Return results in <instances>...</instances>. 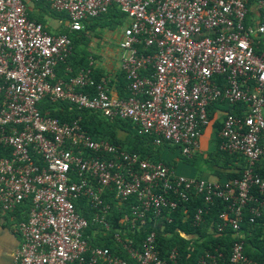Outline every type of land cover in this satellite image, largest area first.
<instances>
[{"label": "built area", "instance_id": "built-area-1", "mask_svg": "<svg viewBox=\"0 0 264 264\" xmlns=\"http://www.w3.org/2000/svg\"><path fill=\"white\" fill-rule=\"evenodd\" d=\"M42 1L66 16L68 32L115 6L127 19L118 46L126 95L111 97L93 59L73 75L71 39L29 17ZM264 0H0V210L18 236L13 264H177V246L160 250L157 234L192 197L196 226L216 199L224 202L213 232L232 230L226 259L203 249L197 264H255L243 254L242 211L262 214L264 171ZM63 63L66 77H57ZM45 97L68 110L88 109L131 122L153 146L185 159L199 150L207 106L226 102L217 149L239 156L238 177L210 181L176 173L104 138L80 117L41 113ZM113 209L120 210L114 219ZM108 236L115 251L102 244ZM259 238L254 237L255 239ZM254 244L249 243L252 247Z\"/></svg>", "mask_w": 264, "mask_h": 264}, {"label": "trees", "instance_id": "trees-1", "mask_svg": "<svg viewBox=\"0 0 264 264\" xmlns=\"http://www.w3.org/2000/svg\"><path fill=\"white\" fill-rule=\"evenodd\" d=\"M34 3L38 7H40L41 10L47 11L51 15H57L56 12L50 10L47 4L43 3L42 1H36ZM111 10L119 11L113 5L108 9L106 13ZM106 13L98 17L104 16ZM31 18H34L36 21L42 23L41 18ZM58 32L66 33L71 39V54L66 59V62L71 67V72L68 75H73L78 69L88 66V56L86 55L85 51L86 38L84 37L82 30L68 32L66 29H63ZM263 45L264 41L260 39L255 43L256 48H260ZM57 70H60L59 75L61 77H66L63 71V63L58 64L56 71ZM92 70L94 78L97 79L100 74L96 71L95 68H93ZM222 108L226 112H229L235 109V106L227 104L226 102H212L207 106L208 118L212 116V113L215 109ZM38 109L41 113H47L51 116H55L60 121H68L71 117L79 116L81 126L94 139H107L108 141L119 145L127 151L138 152L142 157H146L150 160L161 159V150L165 145H160L157 147L153 146L150 142V138L148 136L139 135L129 120L121 118L107 119L101 116L100 113L88 109L68 110L67 103L54 102L49 100L48 97L43 98L38 103ZM219 127L220 121L215 122L214 128L216 134ZM117 128L126 132V136L123 139H120L116 136L115 129ZM215 137V155L234 158L235 156H229L217 149V136L215 135ZM259 161L263 163L262 168L259 167ZM256 164V171L258 173H262L264 171V157H261ZM241 169L238 173H232L231 175H229L228 179L238 177L240 175ZM200 205L201 201L198 197L190 198L185 206V209H182L180 207L174 209V211L171 213V221L167 223L164 222L162 224L161 233L157 234V241L161 251L172 245L177 246V264H197L196 258L203 249H208L210 251L216 249L217 251L221 252L225 259L229 253V248L231 242L233 241V237L231 235L232 230H230V228H224V230L220 233L215 234L213 232L214 222L217 220L218 213L224 209V202L216 199L213 205L209 208L208 212L203 215L202 222L194 226L191 224V217L194 210ZM112 212L114 215V219H116L120 215V210L113 209ZM247 217L248 211L247 209H243L242 220L240 222V228L244 232L245 237L243 254L248 259L254 261L255 264H264V206L262 214L257 217L254 222H248ZM258 236L259 238L253 241L254 237ZM249 243H252L254 245L250 247ZM102 244L109 246L111 250L115 251L113 242L108 239V236L102 239Z\"/></svg>", "mask_w": 264, "mask_h": 264}, {"label": "crops", "instance_id": "crops-1", "mask_svg": "<svg viewBox=\"0 0 264 264\" xmlns=\"http://www.w3.org/2000/svg\"><path fill=\"white\" fill-rule=\"evenodd\" d=\"M28 15L29 9L32 8V5L27 3ZM35 17L40 16L42 19V24L50 31L55 30L56 32L65 29L67 24L66 16L64 13L56 12L57 15H51L47 11H43L38 7L34 8ZM61 24V27L58 29V24ZM127 24V19L119 11L111 10L106 13L104 16L85 20L83 23V35L86 38L85 51L88 57L93 59L92 67L102 76H106L108 79V93L111 97H123L126 95L125 81L123 74L120 70V56L122 50L118 46V41L121 37L122 30ZM58 29V30H56ZM54 32V31H53ZM60 70L56 71L57 77H61ZM99 75V76H100ZM226 111L222 109H215L212 113V116L209 118V123L202 129L199 143L202 148V152H198L190 159H194L196 164L201 163L200 159L204 160L205 151H209V146L212 144L213 154H209L214 158L210 163L211 166L209 169L203 170V166L200 165L199 173L200 177L208 179L210 181H224L228 179V176L232 173H238L242 166V161L239 156L234 158H228L227 156H216L215 155V141L216 133L214 124L219 122L222 116ZM218 115L221 117L218 118ZM115 134L118 138L123 139L126 136V132L115 129ZM207 135L209 137V144L207 143ZM218 142V140H217ZM175 148L169 146H163L161 150V159L166 161L171 165L169 160L174 163L177 162L180 157L177 154ZM200 156H199V155ZM226 154V153H225ZM197 155V156H196ZM228 155V154H227ZM240 158V159H239ZM259 167L262 168V162H258ZM209 165V164H208ZM260 168V169H261ZM222 171V172H221ZM183 174V173H181ZM185 176H198L193 175V172L184 173ZM22 209L18 208L13 215L4 213L0 210V264H13V254L18 245V236L13 231L11 223L12 217L19 218L22 215Z\"/></svg>", "mask_w": 264, "mask_h": 264}, {"label": "rangeland", "instance_id": "rangeland-1", "mask_svg": "<svg viewBox=\"0 0 264 264\" xmlns=\"http://www.w3.org/2000/svg\"><path fill=\"white\" fill-rule=\"evenodd\" d=\"M27 3H29L30 5H32V8L31 9H29V15H30V17H35L36 15V13H35V11H34V8L35 7H38L34 2H32V1H28ZM39 9H40V7H38ZM38 18H40V16H38ZM58 29L61 27V24L59 23L58 25ZM58 29H56V30H58ZM60 30V29H59ZM54 32H56L55 30H53ZM221 116L220 115H218V118H220ZM207 138V143L209 144V137H210V135H207L206 136ZM165 146H168V145H165ZM211 146H212V144H211ZM211 146H209V151H208V149H207V151H205V157H204V160L203 159H200L201 160V163H200V165L201 166H203V170H206V169H209L208 167H210L211 166V164L210 163H214V161H212V159L214 158L213 156H211V155H209L210 153L211 154H213V148L211 147ZM169 147H171V148H174L173 146H169ZM199 147H200V143H199ZM200 150H201V152L203 151L202 150V148L200 147ZM199 150V151H200ZM178 155H179V157H180V159L177 161V162H173V161H171V160H169L168 162H170L171 163V165H172V167H173V169L175 170V172L176 173H179V174H181V173H189V172H193V175H198V177H200V173H199V170H200V165L199 164H196L197 162H195L194 161V159H192V160H190L191 158H189V159H185V158H183L179 153H177ZM199 155V154H198ZM197 156V155H196ZM200 156V155H199ZM166 162V161H165ZM167 163V162H166ZM209 164V165H208ZM170 165V164H169ZM222 172V171H221ZM202 177V176H201Z\"/></svg>", "mask_w": 264, "mask_h": 264}]
</instances>
